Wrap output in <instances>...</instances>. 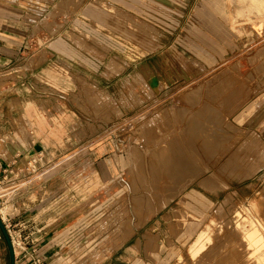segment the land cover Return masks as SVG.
<instances>
[{
    "label": "rangeland",
    "instance_id": "1",
    "mask_svg": "<svg viewBox=\"0 0 264 264\" xmlns=\"http://www.w3.org/2000/svg\"><path fill=\"white\" fill-rule=\"evenodd\" d=\"M187 1L0 0L10 56L0 78L6 81L14 70L42 65L73 70L70 79L79 83L73 100L79 127L84 121L86 132L82 149L45 168L17 164L9 169L11 181L4 180L2 171L0 209L12 204L14 210L0 216L14 244L15 264L249 263L239 258V237L231 234L229 241L224 230L214 233L215 244L211 241L202 255L215 251L203 261L189 251L219 205L227 219L240 209L244 216L264 218V28L257 29L264 23V0H196V9H187ZM112 59L114 66L108 64ZM250 104L254 111L237 119ZM12 117L6 113L4 118L11 122ZM2 122L1 152L7 142L16 143L15 133L5 131ZM106 140L116 142L122 155L110 185L93 190L86 183L85 202L69 209L83 222L79 234L64 236L67 249L59 256L43 252L28 229L29 213L22 212L44 192H36V185ZM172 140H179L183 157L195 159L204 171L148 217L152 204L158 207L173 188H165L166 183L156 188L166 179L155 171L161 164L153 154L160 143L167 146ZM134 151L139 163L144 160L145 181L128 172ZM208 177V186L201 185ZM84 178L92 179L90 170L79 179ZM130 228L134 233L129 237ZM0 264H11L1 229Z\"/></svg>",
    "mask_w": 264,
    "mask_h": 264
},
{
    "label": "crops",
    "instance_id": "2",
    "mask_svg": "<svg viewBox=\"0 0 264 264\" xmlns=\"http://www.w3.org/2000/svg\"><path fill=\"white\" fill-rule=\"evenodd\" d=\"M185 5L187 9H196L199 4L196 0H188ZM6 34L4 25L0 24V75L4 73L5 61L10 57L6 54ZM19 55L11 54L12 60H17L16 56ZM82 59L81 69L84 70L85 55ZM113 60L108 64H115ZM14 71L11 79L4 81L0 78V123L6 113L13 116V121L4 118L2 123L5 131L12 130L15 133L16 140L13 146L7 142L2 152L0 149V175L8 165L16 163L15 167L17 164L26 166L30 158L38 155L42 156L39 168H45L63 155L82 149L86 138L84 121L79 127L81 117L73 100L79 90V83H73L70 79V75L75 73L73 70L42 65L21 72ZM116 144L106 140L102 144L89 146L87 152H81V156L71 166L58 170L36 185V192H44L37 194L22 212L30 215L28 229L36 238L38 249L46 253L55 252L53 255L59 256L60 251L67 249L66 243L62 241L64 236L73 239L79 234L83 222L75 220L77 212H70L69 209L73 210L78 203L85 202L83 194L86 183L93 190L105 182L110 185L118 162L122 160ZM86 170L91 171L92 179H79ZM70 175L72 177L68 178Z\"/></svg>",
    "mask_w": 264,
    "mask_h": 264
},
{
    "label": "bare ground",
    "instance_id": "3",
    "mask_svg": "<svg viewBox=\"0 0 264 264\" xmlns=\"http://www.w3.org/2000/svg\"><path fill=\"white\" fill-rule=\"evenodd\" d=\"M230 1V0H229ZM245 2L247 4H249L251 1L250 0H245ZM253 2V1H252ZM254 2H257L258 4H261L262 0H254ZM230 3V2H229ZM231 3H233L231 1ZM232 20V19H231ZM263 21V20H262ZM231 23V22H230ZM233 23V22H232ZM238 23V22H237ZM243 24V22H241ZM259 23V22H258ZM240 24V23H239ZM245 25V24H244ZM248 26V25H247ZM264 23H259L257 26L258 32H261V30L264 28ZM250 27V26H249ZM248 27V28H249ZM254 27V26H253ZM237 28V27H236ZM235 28V29H236ZM233 29V26H232ZM256 29V28H254ZM256 29V30H257ZM255 31V30H254ZM241 32V31H240ZM236 33V31H235ZM255 33V32H254ZM110 66H114L113 63L110 64ZM230 72V71H229ZM227 74V72H226ZM236 79V78H235ZM239 80V79H238ZM237 80V82H238ZM236 86H238V84H236ZM240 87V86H239ZM235 89V88H234ZM235 90H233L234 92ZM240 91V90H239ZM232 94V93H231ZM230 94V96H231ZM229 96V97H230ZM234 96V93H233ZM232 97V96H231ZM258 106V105H257ZM236 108V107H235ZM255 106L250 104L249 106L246 107L245 110H243L241 113H239L237 115V119L239 120H243L247 114H250L254 111ZM155 136V135H154ZM172 138V137H171ZM153 139V137H152ZM162 139V138H161ZM170 139V138H169ZM179 139V138H178ZM210 139H212V137H210ZM155 142V139H153ZM158 140V139H157ZM156 140V141H157ZM160 140V139H159ZM208 140V139H207ZM164 141V140H163ZM179 141V140H178ZM174 143V141L172 140L171 142L174 144H167V146H163L161 143H157L159 144L160 147H158L156 150L153 151V154L155 155V157L157 158L158 162L161 164L160 166L154 167L155 171H159L161 172L160 174H162L163 177H165V181L164 182H159L157 183V181H155L157 184L156 188L158 187V184L161 185V187L164 186L169 187V186H173V188H171V193H169V195L167 197H161L160 198V204L158 207L155 206V204H152L154 206H151L152 208H149V214L147 215L148 217L157 211L158 208L164 207L165 205L169 204L172 201V198L177 194L180 193L182 190H184V188H186L188 185H190L197 177L198 174H201L202 169H199V165H197V161L194 159H187L186 157H183L184 154H186L184 151L182 152V148H179L177 144V142ZM209 141V140H208ZM152 142V140H151ZM162 142V141H161ZM210 142V141H209ZM156 144V143H155ZM182 144V143H181ZM119 145H121L119 143ZM185 145V144H184ZM184 145H182L183 148ZM136 146V145H135ZM154 146V145H153ZM187 146V145H186ZM188 147V146H187ZM134 148V147H133ZM155 148V147H154ZM121 149V147H120ZM137 149V148H135ZM153 149V147H152ZM190 150V148H188ZM187 150V149H186ZM193 150V149H192ZM130 153V152H129ZM131 154V153H130ZM152 154V153H151ZM191 155V153H190ZM138 154L136 153V151H134V157H133V166L128 169L132 176H134V180L137 179H144L143 176V166L142 164V160L139 163V160L136 159L135 157H137ZM185 156V155H184ZM198 156V154H197ZM131 157V156H130ZM145 159V158H144ZM132 160V159H131ZM144 161V160H143ZM199 164V163H198ZM213 164V163H212ZM216 166V165H215ZM146 168V167H145ZM144 168V169H145ZM205 168V167H204ZM146 170V169H145ZM144 170V171H145ZM213 170V169H212ZM208 171V170H207ZM215 171V170H214ZM139 172V173H138ZM140 172H142L140 174ZM212 172V171H210ZM16 173V172H15ZM120 173V172H119ZM142 175V176H141ZM131 176V175H130ZM209 176V175H208ZM253 176V175H252ZM162 177V178H163ZM211 177H208L206 179H203V181L201 182V185L204 186H208V180ZM201 179V178H200ZM141 181V180H140ZM145 181V179H144ZM153 183V181H152ZM151 183V184H152ZM162 183H166V185L162 186ZM200 183V182H199ZM143 184V183H142ZM108 185V184H106ZM147 185V184H146ZM150 185V184H149ZM153 185V186H155ZM143 186L145 187V185L143 184ZM152 187V186H151ZM150 188V187H149ZM153 188V187H152ZM146 189V188H145ZM167 190V189H166ZM156 190V194H157ZM160 191V190H159ZM162 191V190H161ZM155 192V191H154ZM164 192V191H163ZM152 193V192H151ZM168 194V193H167ZM166 194V195H167ZM171 194V195H170ZM173 194V195H172ZM184 194V193H183ZM160 195V194H159ZM163 195V194H162ZM165 195V192H164ZM192 195V194H191ZM150 196V195H149ZM148 196V197H149ZM195 196V195H194ZM159 198V197H158ZM198 199V198H197ZM203 199V198H202ZM146 200V199H145ZM150 200V199H149ZM155 200V199H154ZM204 200V199H203ZM152 202V201H151ZM203 202V201H202ZM205 202V201H204ZM157 204V202H156ZM12 206V204L6 206L5 208H3L2 210L0 209V214H2L3 217L6 216L7 213H11L14 210V207H10ZM204 206V205H202ZM156 207V208H155ZM207 207V206H206ZM214 207V205H213ZM232 207V206H231ZM233 208V207H232ZM231 208V209H232ZM235 208V206H234ZM243 208V206H242ZM230 209V207H229ZM230 209V210H231ZM236 209V208H235ZM240 209V208H239ZM215 210V209H214ZM241 210V209H240ZM237 210L238 212L236 214H234V216L229 215V217H233V219H227L225 218V210L223 205H219L217 208V212H215L214 215H217L215 218L213 217L212 219H208L209 223L206 225V227L204 229H201L194 242L191 245V251H189L190 253L192 252L191 255H193L192 257H194L195 259H197L198 257H200V259H205L207 258V256L210 254H213L215 251V247L211 248L210 251L203 253L204 250L207 251L206 247L208 246V244L214 240L213 236L214 233L216 232H221L222 230L225 231V235L226 237L231 241L230 235L234 234V236H238L239 240H241L240 246L242 247V253H239L240 256L239 258H241V260L247 261L249 263H253V264H264V218L259 217L258 215L256 216H247L240 211ZM148 211V210H147ZM211 211V210H210ZM234 211V210H233ZM240 211V212H239ZM177 213V212H176ZM212 214V213H211ZM230 214V213H229ZM180 215V214H179ZM1 216V217H2ZM228 216V215H226ZM147 217V218H148ZM181 223V222H179ZM200 224V223H199ZM206 224V223H205ZM182 225V224H181ZM184 225V224H183ZM197 226V225H196ZM194 227V226H193ZM183 228V226H182ZM181 227H180V231H181ZM134 233V228H130L128 235L127 236H132V234ZM184 234V233H183ZM224 234V232H223ZM188 235V234H187ZM220 236V235H219ZM218 237V235L216 236ZM215 237V238H216ZM224 237V236H223ZM217 239V238H216ZM220 240H222V238H219ZM218 239V241H220ZM226 239V238H225ZM237 239V238H236ZM235 240V239H233ZM238 240V241H239ZM217 242V241H216ZM227 242V241H226ZM233 242V241H232ZM214 243V241H213ZM220 243V242H218ZM224 243V242H223ZM215 244V243H214ZM213 244V245H214ZM160 245V244H159ZM158 246V245H157ZM161 246V245H160ZM163 246V245H162ZM190 247V246H189ZM229 247V246H228ZM219 249V248H218ZM221 249V247H220ZM226 249V248H225ZM228 249V248H227ZM224 250V249H223ZM222 250V251H223ZM227 251V250H226ZM230 251V250H229ZM228 251V252H229ZM234 251V250H233ZM233 251H231L233 253ZM227 252V255H229V253ZM221 253V252H220ZM230 253V254H232ZM236 253V252H235ZM189 254V253H188ZM224 254V253H223ZM226 254V253H225ZM224 254V255H225ZM184 255V253H183ZM223 255V256H224ZM238 257V254H235ZM234 256V255H233ZM188 257V256H187ZM191 257V256H190ZM216 257V256H215ZM230 257V256H229ZM227 257V258H229ZM235 257V256H234ZM185 258V256H184ZM223 258V257H222ZM221 258V259H222ZM225 258V256H224ZM188 259V258H187ZM192 259V258H191ZM190 259V260H191ZM201 259V261H203ZM219 258H217L218 260ZM234 259V258H232ZM186 260V259H185ZM212 260V259H211ZM209 260V262L211 261ZM235 260V259H234ZM237 260V258H236ZM167 261V260H166ZM192 261V260H191ZM200 261V262H201ZM214 261V260H213ZM222 261V260H220ZM227 261V259L225 260V262ZM193 262V261H192ZM219 262V261H218ZM240 262V261H239ZM166 263V262H165ZM188 263V262H187ZM211 263V262H210ZM209 263V264H210ZM222 263V262H221ZM227 263V262H226ZM225 263V264H226ZM230 263V262H229ZM235 263V262H234ZM233 263V264H234ZM248 263V264H249ZM193 264V263H192ZM195 264V263H194ZM220 264V263H219Z\"/></svg>",
    "mask_w": 264,
    "mask_h": 264
},
{
    "label": "water",
    "instance_id": "4",
    "mask_svg": "<svg viewBox=\"0 0 264 264\" xmlns=\"http://www.w3.org/2000/svg\"><path fill=\"white\" fill-rule=\"evenodd\" d=\"M0 229L4 235V238L7 242L8 248H9V253H10V258H11V264H15V250H14V244L11 240V237L6 229V226L4 225V222L0 216Z\"/></svg>",
    "mask_w": 264,
    "mask_h": 264
},
{
    "label": "built area",
    "instance_id": "5",
    "mask_svg": "<svg viewBox=\"0 0 264 264\" xmlns=\"http://www.w3.org/2000/svg\"><path fill=\"white\" fill-rule=\"evenodd\" d=\"M31 162H33L34 164H33V167H35V170H37V167H38V165L42 162V156H40V155H38V156H35L32 160H30L28 163H29V165H30V163ZM15 164L16 163H12V164H10V165H8L3 171H4V173L6 174L5 176H4V180H10L11 181V178H12V171L10 170L9 171V169H11L13 166V168H15ZM12 168V169H13ZM14 176V175H13ZM10 177V178H9Z\"/></svg>",
    "mask_w": 264,
    "mask_h": 264
}]
</instances>
